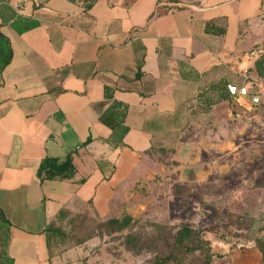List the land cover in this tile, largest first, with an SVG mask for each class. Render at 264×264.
Segmentation results:
<instances>
[{"label": "crops", "instance_id": "1", "mask_svg": "<svg viewBox=\"0 0 264 264\" xmlns=\"http://www.w3.org/2000/svg\"><path fill=\"white\" fill-rule=\"evenodd\" d=\"M8 7L39 23L18 35L0 16L13 50L0 72L8 255L13 264H134L100 247L96 224L126 211L144 154L200 92L222 80L249 91L264 85L255 70L264 0H13ZM223 20L225 35L206 31ZM106 87L128 106L124 147L109 141L116 123L106 116ZM70 154L73 180L38 179L45 159Z\"/></svg>", "mask_w": 264, "mask_h": 264}, {"label": "rangeland", "instance_id": "2", "mask_svg": "<svg viewBox=\"0 0 264 264\" xmlns=\"http://www.w3.org/2000/svg\"><path fill=\"white\" fill-rule=\"evenodd\" d=\"M255 92L258 104L246 106L213 104L204 92L184 108L180 124H166L122 202L126 211L118 219L134 220L125 234H151L156 224L174 232L189 226L219 257L215 264H262L256 241L264 239V85ZM105 238L100 247L126 254L119 237ZM152 258L132 257L134 264Z\"/></svg>", "mask_w": 264, "mask_h": 264}, {"label": "trees", "instance_id": "3", "mask_svg": "<svg viewBox=\"0 0 264 264\" xmlns=\"http://www.w3.org/2000/svg\"><path fill=\"white\" fill-rule=\"evenodd\" d=\"M13 0H0V16L3 25H9L18 35H23L39 27V23L31 18L18 16L12 11L8 4ZM49 0H42L46 3ZM91 6L88 5L87 9ZM206 31L210 34L223 36L226 34V24L223 20L222 24L212 22L207 24ZM13 59V50L11 41L0 31V72L10 65ZM255 70L258 77L264 83V53L257 59ZM231 85L226 80L219 81L209 86L205 91L198 94V98L207 92L213 104L222 101H232L233 98L228 92V86ZM256 90L250 91L255 96ZM112 88H105V97L111 101V105L106 112L107 117L115 120L116 127L109 141L119 147L126 146L124 139L129 132L126 126V118L128 116V106L114 100ZM181 113L177 114L175 123L180 124ZM91 140L83 146H87ZM155 145V144H154ZM154 145L145 153L149 154ZM76 166L74 164L73 154L67 156L64 160L55 158L45 159L38 171L37 177L41 182L55 181L68 182L76 176ZM134 223L130 216L123 219H109L97 225V232L100 238L109 237L116 239L119 237L121 249L130 257L134 255H142L148 253L153 255L151 264H215L218 260L209 244L200 236L198 229L181 226L174 232L171 225H155V231L151 234H135L128 233ZM10 222L5 218L0 210V264H13V260L8 255V245L10 241ZM100 231L105 233L101 236ZM256 249L261 255L262 264H264V239L256 241ZM115 255V254H114Z\"/></svg>", "mask_w": 264, "mask_h": 264}, {"label": "built area", "instance_id": "4", "mask_svg": "<svg viewBox=\"0 0 264 264\" xmlns=\"http://www.w3.org/2000/svg\"><path fill=\"white\" fill-rule=\"evenodd\" d=\"M228 92L233 99H248L251 105H257L259 102V98L251 95L249 88L245 86L238 88L234 85H229Z\"/></svg>", "mask_w": 264, "mask_h": 264}]
</instances>
